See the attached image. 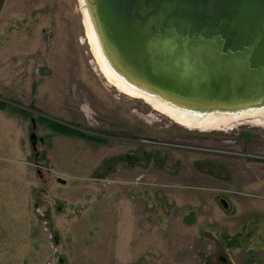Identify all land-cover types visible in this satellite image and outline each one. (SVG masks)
Instances as JSON below:
<instances>
[{
    "label": "rangeland",
    "instance_id": "1",
    "mask_svg": "<svg viewBox=\"0 0 264 264\" xmlns=\"http://www.w3.org/2000/svg\"><path fill=\"white\" fill-rule=\"evenodd\" d=\"M82 1L0 0V264H264V109L189 127L122 93Z\"/></svg>",
    "mask_w": 264,
    "mask_h": 264
},
{
    "label": "water",
    "instance_id": "2",
    "mask_svg": "<svg viewBox=\"0 0 264 264\" xmlns=\"http://www.w3.org/2000/svg\"><path fill=\"white\" fill-rule=\"evenodd\" d=\"M86 2L107 52L133 79L189 104L264 96V0Z\"/></svg>",
    "mask_w": 264,
    "mask_h": 264
},
{
    "label": "bare ground",
    "instance_id": "3",
    "mask_svg": "<svg viewBox=\"0 0 264 264\" xmlns=\"http://www.w3.org/2000/svg\"><path fill=\"white\" fill-rule=\"evenodd\" d=\"M85 1L83 0L82 2L85 3ZM84 22L94 56L100 69L111 84L116 86L124 94L143 98L152 104L155 109L172 117L177 123L189 127H199L200 124L214 125L217 117L220 116H237L242 113L264 109V96L257 102H254L251 97L248 101L238 105L207 106L189 104L159 92L133 79L116 65L104 47L96 19L89 6L84 11Z\"/></svg>",
    "mask_w": 264,
    "mask_h": 264
},
{
    "label": "trees",
    "instance_id": "4",
    "mask_svg": "<svg viewBox=\"0 0 264 264\" xmlns=\"http://www.w3.org/2000/svg\"><path fill=\"white\" fill-rule=\"evenodd\" d=\"M4 105L2 103H0V109H4ZM46 122V124L56 133L58 134H62V135H70L68 134L69 131L67 129H65L64 127H62L61 125L57 124V123H51L48 121H44Z\"/></svg>",
    "mask_w": 264,
    "mask_h": 264
}]
</instances>
